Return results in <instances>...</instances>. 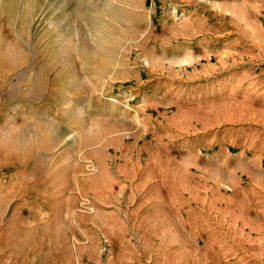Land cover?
Returning <instances> with one entry per match:
<instances>
[{
    "label": "rangeland",
    "instance_id": "374dc122",
    "mask_svg": "<svg viewBox=\"0 0 264 264\" xmlns=\"http://www.w3.org/2000/svg\"><path fill=\"white\" fill-rule=\"evenodd\" d=\"M0 264H264V0H0Z\"/></svg>",
    "mask_w": 264,
    "mask_h": 264
},
{
    "label": "bare ground",
    "instance_id": "6f19581e",
    "mask_svg": "<svg viewBox=\"0 0 264 264\" xmlns=\"http://www.w3.org/2000/svg\"><path fill=\"white\" fill-rule=\"evenodd\" d=\"M10 58V57H9Z\"/></svg>",
    "mask_w": 264,
    "mask_h": 264
}]
</instances>
